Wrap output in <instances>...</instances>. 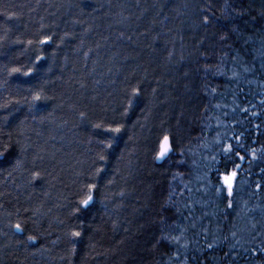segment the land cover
<instances>
[{"label": "snow or ice", "instance_id": "obj_1", "mask_svg": "<svg viewBox=\"0 0 264 264\" xmlns=\"http://www.w3.org/2000/svg\"><path fill=\"white\" fill-rule=\"evenodd\" d=\"M39 6V0H37L36 6L32 7L31 11L34 12ZM119 6L124 7V5ZM53 7L56 5L48 3V8ZM152 7L157 9L156 16L149 21L143 31H139V36L144 38V46L155 54L158 48L156 41L160 37V33L154 31L157 24L156 17L162 15L164 6L154 3ZM146 11L147 9H144L135 19L139 20ZM176 12L182 17L181 24L185 25L188 31L195 33L219 24L221 19L226 21L219 30L224 33L220 36V41L227 50L221 48L222 55L217 58L215 67L212 66L211 59L204 56L202 52L201 57L206 62L196 73L197 79L201 82L200 94L208 100L204 108L205 119L215 121L214 125L205 123L204 128H214L216 132L212 142L213 150L209 152L208 157H204L211 163L205 166L207 170L203 175L197 177L203 185L197 191L205 196L211 194L220 204H223L224 207L220 210L222 216L230 217L235 212V221L230 222L231 226L226 233L222 228L210 230L203 226L199 218L191 214L192 205L187 201L184 202L183 207L188 209L189 213L185 215L181 212L177 195L183 197L184 192H178L176 187L170 186L166 202L158 209L160 218L154 221L159 234L155 238L153 248L165 249L157 264H206L209 262L210 254L212 259L209 264H264V144L259 140L261 136H264L262 131L264 129V31L259 39V48L256 49L260 59V75L257 77L254 64L250 65L240 53V47L255 45L257 41L250 30L242 28L237 22L238 18L243 17L245 13L243 10L238 11L234 2L229 3L225 0L220 16L216 15L211 0H183ZM49 15L55 16L56 13L50 12ZM19 19L20 17L14 12L0 11V49L12 45L19 46V54L14 57L9 58L7 54L0 53V56H4L5 59V62L0 63V170L6 172L7 177L13 178L17 189L28 190L34 189L38 182L48 177L56 179L54 175L56 165L65 163L63 160L56 161L55 153H49L42 145L36 143L32 135L41 136L42 133L37 131V126L44 125L46 122L53 123L50 119L52 112L43 115L42 108L49 101L57 98L51 93L49 87L55 83L48 76V73L52 71L51 66L42 74L43 62L55 57V51L52 52L51 57L46 54L45 46L53 44L55 39H58L60 43L56 47L59 48L69 34L65 32L63 36H59L53 30L58 25L46 23L44 16L35 22L34 27L29 29L27 34H16L12 21ZM130 19V17L122 16L119 22L124 23ZM168 19V16H163L159 24L164 25ZM80 22L72 21L73 24ZM125 26L129 27L130 24ZM138 29L139 25H137ZM89 31V28L84 29L85 33ZM171 31L172 29L168 30L169 33ZM179 35V57L177 58L174 39L170 41L172 46L165 49L167 54L162 57L160 65L165 70L164 74L156 75L155 70L150 72L148 67L137 63L122 79L114 78L109 81L112 90L107 92L106 102L98 108L88 103L68 104L71 117L81 124L86 123L91 133L86 151L81 153L82 158H76L73 166V185L76 191L74 199L69 201L67 219L57 220L61 232L55 239H50L53 235L50 231L51 226L45 228L42 223V218L47 215L42 211L43 203L24 204L20 202L19 196L13 197L16 201L13 203V200L8 199L10 193L0 192V253L9 249L22 250L26 259L48 253L50 259L58 260L59 264H74L79 256L78 245L86 244L88 251L79 260V264H87L89 258L94 260L96 257H107L122 250L125 239L118 238L115 234L121 227L125 234L129 233L127 222L122 224L118 220H112L113 236L108 238V246L105 247L104 240L97 239L101 235V228H94L91 224L85 227L83 221L74 224L72 218H78L81 214L92 211L99 195H103V199L99 202L104 206L106 213L110 203L113 205L112 214L118 213L125 206L124 201L128 192L125 187H118V180H123L126 185L128 177L123 176L120 165L127 159L126 167L128 175L131 176L132 164L131 153L126 147L121 149L120 144L123 136L130 131L128 124L132 123V118L135 117L139 104L146 95L147 106L139 108L145 122L153 107L158 104H167L171 99H178L173 97L171 92L165 91L162 96L158 94L165 85L175 87L172 80L166 79L165 76L172 75L173 70L179 72L193 55L189 52L188 56H185L182 31ZM117 38L133 41V36H126L123 31ZM230 40L232 43H229ZM195 43L199 49L203 47L204 40H196ZM80 44L83 47V39ZM234 45L239 47L234 49ZM96 47L99 48L100 45L97 44ZM92 52V48L84 51L85 62ZM129 58L124 57L125 61ZM131 59L135 60L136 57ZM151 63L150 59L149 64ZM92 71L94 72L95 69ZM189 76L188 71L183 72L185 79ZM217 76L226 77L229 83L237 84L239 94L252 97L241 104L233 102L231 113L240 112L243 116L240 119L234 118L231 124L225 123L224 120L230 114L229 111L224 110L227 105L213 102L219 93L210 83L209 77ZM241 81L249 85L248 93L240 87ZM76 83L79 85L77 91L86 88L85 83L80 81ZM96 83L99 84V81L97 80ZM253 83L257 84L259 91L251 90ZM145 84L150 87V93L146 92ZM184 88L190 91L188 84H185ZM233 95L236 93L234 92ZM60 99L62 102L58 107L63 108V94ZM68 99L71 100V97ZM85 99L89 98L81 93V100ZM90 99L95 101L97 97L92 95ZM243 103H247L248 106H243ZM209 111L215 114L208 115ZM68 123V119H62L57 127H63ZM145 126L146 123H142L140 119L132 123V129ZM236 128L240 131H236ZM50 139L54 140L55 136H51ZM128 139L132 140L133 136H129ZM176 146L174 135L165 134L157 138L152 148L153 161L171 160ZM202 146L208 148L207 143ZM180 155L183 156V152ZM217 156L223 158V171L219 167L212 166L221 163ZM113 161L116 163L113 164ZM178 163L183 164L184 161L179 160ZM245 164L247 168H244ZM50 165L53 170H50ZM253 169L257 171L254 172ZM212 172L216 177L215 184L210 176ZM177 175H173L174 180ZM253 176L256 178L253 179ZM17 181L20 182L17 183ZM181 183H183L182 180ZM183 188L189 193L192 192L188 184H183ZM243 191H247V199L242 198L238 204L236 198ZM47 195L48 193H45V196ZM253 198H256L255 203H251ZM28 200H31V194ZM169 210H174L181 217L180 220L170 221L162 214ZM239 221H243V225ZM190 232L193 234L191 237ZM60 245H63V254L52 255L53 249ZM221 245H227V249L222 257L217 258L214 254ZM101 248L103 251L100 250ZM93 253L95 255H92Z\"/></svg>", "mask_w": 264, "mask_h": 264}, {"label": "trees", "instance_id": "obj_2", "mask_svg": "<svg viewBox=\"0 0 264 264\" xmlns=\"http://www.w3.org/2000/svg\"><path fill=\"white\" fill-rule=\"evenodd\" d=\"M137 2H139V7H137ZM182 2L183 0H39L40 6L33 12L31 8L36 6L37 0H0V11L14 12L20 17L19 20L12 21L16 34H27V31L34 27L35 22L41 16L46 18V23L58 25L53 30L59 36H63L65 32L69 34L59 48L56 47L60 43L58 39H55L53 44L45 46L46 54L51 57L52 52L55 51V57L43 62L42 74L51 66L52 71L48 73V76L55 83L49 87L51 93L57 98L49 101L42 108L43 115L52 112L50 119L53 123L46 122L44 125L37 126V131H40L42 135L39 137L35 134L32 135L36 143L42 145L49 153H55L56 161L63 160L65 163L56 165L54 169L56 179L48 177L38 182L34 189L28 190L17 189L13 178L7 177V173L0 170V192L10 193L9 200L19 196L20 202L24 204L43 203L42 211L47 215L42 218V223L45 228L51 226L50 231L53 235L50 239H55L61 232L57 220L67 219L69 201L74 199L76 191L73 185V166L76 158H82L81 153L86 151L91 133V129L86 123L81 124L71 117L68 112V104L73 102L88 103L98 108L106 102L107 92L112 90L109 81L114 78L122 79L137 63L148 67L150 72L155 70L154 74L156 75L164 74L165 70L160 65L162 57L167 54L165 49L172 46L170 41L174 39L177 58L179 57V33L181 31L184 37L185 56H188L189 52L193 53L179 72L173 70L172 75L165 76L166 79L172 80L175 87L165 85L161 89V93L158 94L162 96L167 91L178 99H171L167 104H158L153 107L145 122L139 108L147 106L146 95V98L140 102L135 117L132 118V123H135L136 119H140L142 123H146V126L132 129V123L128 124L130 131L123 136L120 147L121 149L126 147L127 151L131 153L132 175H128L126 159L120 167L123 169V176L128 177V182L125 185L123 180H118V187L123 186L128 192L124 201L125 206L118 213L112 214L113 205L110 203L106 213L104 206L99 202L103 199V195H99L92 211L81 214L78 218H72L74 224L83 221L85 227L91 224L94 228H101V235L97 239H103L105 247L108 246V238L113 236L112 220H118L122 224L127 222L130 229L129 233L125 234L121 227L120 231L115 234L118 238L125 239L121 251L107 257H96L94 260L89 258L87 264H157L165 249L153 248L155 238L159 234L154 221L160 218L158 209L161 204L166 202L170 186L176 187L178 192H184L183 197L177 195L181 212L185 215L189 213V210L183 207L184 202L187 201L192 205L191 214L199 218L203 226L210 230L215 231L217 228H222L226 233L231 226L230 222L235 221V212L230 217L222 216L220 210L224 205L220 204L213 195L205 196L202 192L197 191L198 188L203 187L197 177L203 175L207 170L205 166L211 163L204 157H208L209 152L213 150L212 142L216 132L214 128H204L205 123L214 125L215 121L205 119L204 108L207 106L208 100L200 94L201 82L197 79L196 73L203 68L206 62L201 57L202 52L204 56L211 59L212 66L215 67L217 58L222 55L221 48L227 50L220 41V36L224 33L219 30L226 21L221 19L219 24L201 29L199 33L190 32L185 25L181 24L182 17L178 16L176 12ZM211 2L216 15L220 16L225 0H211ZM228 2H234L238 11L243 10L245 15L239 17L237 22L242 28L250 30L257 41L255 45L249 44L240 47V53L250 65L254 64L257 69L255 75L259 77L260 59L256 49L259 48V39L264 31V15H262L264 0H228ZM48 3H53L56 7L48 8ZM154 3L164 7L162 15L156 17L157 24L154 31L159 32L160 37L156 41L157 52L152 54L144 46L145 41L143 37L139 36V31H143L149 21L156 16L157 9L152 7ZM119 5H124V7ZM144 9L147 11L139 20H136L135 17L140 16ZM50 12H55L56 15L51 16ZM122 16L131 19L120 23ZM163 16H168L169 19L164 25H161L159 20L163 19ZM73 20L81 22L73 24ZM126 24H130V26L126 27ZM137 25H139L138 30ZM85 28H89L90 31L85 33ZM169 29H172L171 33L168 32ZM122 31L126 36L132 35L135 43L127 39H118L117 37ZM81 39L84 40L83 47L80 44ZM200 39L204 40V45L197 49L195 41ZM229 43L232 41L230 40ZM97 44L100 45L99 48L96 47ZM237 47L239 46L234 45V49ZM88 48H92L93 52L85 62L83 53ZM0 53L7 54L9 58L14 57L19 54V46H6L0 49ZM126 56L130 58L125 61L124 57ZM131 57H136V59L133 60ZM150 59L152 60L151 64H149ZM3 62H5L4 56H0V63ZM229 67H231V63H229ZM92 69L95 71L93 72ZM184 71L190 73L188 79L183 77ZM250 78L252 77L250 76ZM97 80L99 84L96 83ZM209 80L219 93L213 102L227 105L224 110L230 113L228 117L224 118L225 123L231 124L234 118H242L243 114L240 112L231 113L233 102L241 104L252 97L239 94L237 84L229 83L226 77H209ZM76 81L85 83L86 88L77 91L79 85ZM185 84H188L190 91L185 90ZM240 87L244 89L245 93L250 91L249 85L245 81L240 82ZM145 88L146 92L150 93L151 89L147 84H145ZM251 90L259 91L256 83L251 85ZM234 92L236 95H233ZM81 93L89 99L82 101ZM62 94L64 95L63 108L58 107L62 102L60 99ZM92 95H96L95 101L90 99ZM68 97H71V100ZM243 106L247 107L248 105L243 103ZM214 114L212 111L208 113V115ZM62 119H68L69 123L63 127H57ZM236 131H240V129L236 128ZM165 134L174 135L177 146L171 160L156 164L153 161L152 148L157 138ZM51 136H55V139H50ZM129 136H133V139L129 140ZM253 138H255L254 134ZM259 140L264 144V136H261ZM205 143L208 144V148L202 146ZM181 152H183V156L180 155ZM217 159L221 163L212 166L213 168L219 167L223 171V158L217 156ZM179 160H183L184 163L179 164ZM115 163L113 161V164ZM49 167L50 170H53L51 165ZM244 168H247V164L244 165ZM253 171L255 172L257 169H253ZM174 174H178L175 180L173 179ZM210 176L215 184L214 172L210 173ZM241 177H243V173H241ZM255 178L253 176V179ZM19 182L17 181V183ZM183 184H188L192 192L184 190ZM45 193L48 195L45 196ZM30 194L31 200H28ZM244 196L247 199V192ZM255 202L256 198H253L251 203ZM13 203L16 201L13 200ZM217 205L219 206L217 207ZM205 213L208 215L205 216ZM162 214L170 221H179L181 218L174 210L165 211ZM184 222L187 223V221ZM239 223L243 225L244 222L239 221ZM192 235L190 232L189 236ZM62 249L63 245L53 249L52 255L63 254ZM226 249L227 245H221L215 252V257H222ZM100 250L103 251V248ZM87 251L86 244H79V256L74 264H79V260ZM211 259L212 254L209 255V262ZM0 261L2 264H59L58 260L50 259L48 253L26 259L22 250L15 249L0 253Z\"/></svg>", "mask_w": 264, "mask_h": 264}, {"label": "bare ground", "instance_id": "obj_3", "mask_svg": "<svg viewBox=\"0 0 264 264\" xmlns=\"http://www.w3.org/2000/svg\"><path fill=\"white\" fill-rule=\"evenodd\" d=\"M246 192L247 191L240 192L239 196L236 198L238 204L241 202L242 198L245 199V196L244 195L246 194ZM237 210H238V208H237Z\"/></svg>", "mask_w": 264, "mask_h": 264}, {"label": "water", "instance_id": "obj_4", "mask_svg": "<svg viewBox=\"0 0 264 264\" xmlns=\"http://www.w3.org/2000/svg\"><path fill=\"white\" fill-rule=\"evenodd\" d=\"M157 164H161L162 162H156Z\"/></svg>", "mask_w": 264, "mask_h": 264}]
</instances>
